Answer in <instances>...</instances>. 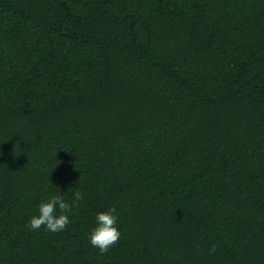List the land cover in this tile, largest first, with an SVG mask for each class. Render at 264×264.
<instances>
[{"label":"trees","instance_id":"1","mask_svg":"<svg viewBox=\"0 0 264 264\" xmlns=\"http://www.w3.org/2000/svg\"><path fill=\"white\" fill-rule=\"evenodd\" d=\"M0 264H264V0H0Z\"/></svg>","mask_w":264,"mask_h":264},{"label":"clouds","instance_id":"2","mask_svg":"<svg viewBox=\"0 0 264 264\" xmlns=\"http://www.w3.org/2000/svg\"><path fill=\"white\" fill-rule=\"evenodd\" d=\"M83 199V194L79 191L74 193L73 203H68L61 196H52L47 201L39 205V214L34 215L26 225L30 230H39L46 227L51 232H60L71 223L69 215L72 213L76 202ZM59 210V214H57ZM116 209L101 211L96 215V226L89 235L90 243L99 249L101 254L107 253L110 248L116 245L121 236L117 227ZM215 248L210 249L214 252Z\"/></svg>","mask_w":264,"mask_h":264}]
</instances>
